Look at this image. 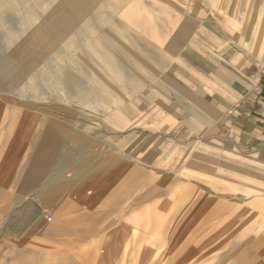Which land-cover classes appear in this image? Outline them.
<instances>
[{
  "label": "crops",
  "instance_id": "0c3cea01",
  "mask_svg": "<svg viewBox=\"0 0 264 264\" xmlns=\"http://www.w3.org/2000/svg\"><path fill=\"white\" fill-rule=\"evenodd\" d=\"M2 87L11 246L264 264V0H0ZM87 123L104 136H46ZM64 223L88 239L55 244Z\"/></svg>",
  "mask_w": 264,
  "mask_h": 264
},
{
  "label": "rangeland",
  "instance_id": "374dc122",
  "mask_svg": "<svg viewBox=\"0 0 264 264\" xmlns=\"http://www.w3.org/2000/svg\"><path fill=\"white\" fill-rule=\"evenodd\" d=\"M15 79L18 80L19 78L16 77ZM0 89H1L0 91L2 93L3 87ZM13 96L18 98V95H16V94H13ZM45 113L51 115V113L49 111H45ZM48 118H49V116L47 117V119L45 118L46 122H48ZM57 118L59 121H67L66 119H63L60 117H57ZM70 126H71V130L69 132H60L57 128H55V129L53 128L52 130L49 129V131H47L46 136H82V135H85V133L88 134L87 136H89V134H92L93 136H104L101 133V127L96 125V124H88L87 123V124H75V125H70ZM47 127L50 128L51 124L46 123L45 129H47ZM4 138H6V136H0V140H1L0 144L4 142L3 141ZM65 143H68L70 145L71 144L72 145H80V144H82V141L69 140V142L65 141L64 145H65ZM61 149L58 150V153H59V156L62 157L61 161L65 162L64 158L67 157L69 155V153L66 151L63 152L65 147H63ZM2 151L3 150L0 146V156L2 154ZM70 155H71V153H70ZM47 176H49V174H47ZM108 208H109L108 211H111L112 209H114V205H109ZM47 212L53 216V222L51 224H54V221L56 220L55 215L52 213V210H48ZM6 213L7 212H5L3 208L0 209V264H54L55 262H53V257H54V260H56V264H75L71 258L72 253H58L55 251L57 249H52V250H49V252L45 253L40 258L39 254L37 255V254L31 253L32 250H35V247L32 246V244H28L27 247H26V244H21V246L18 247L20 245L19 243H15V244L13 243L12 244L13 246H11V244L7 241L8 240L7 237L5 236L4 222H5V216L7 215ZM60 224H61V222H60ZM71 224H73V223H71ZM87 224L92 228L93 233L98 234L100 232V229L103 228L102 226H100V222H87ZM74 228L75 227H68L67 224H65L64 228L59 233V235L55 236V240H56L55 244L59 245L60 247L65 246L67 248V246L69 247V246L73 245L74 244L73 242L75 240L79 241V240H83V239H88V237L85 238V237L78 236L79 232L77 230L75 231ZM106 229H107V232L110 234L112 232V230L115 229L114 222L108 221ZM48 235L49 236H47L45 239L42 238V240H40V241L48 242L50 245V244H52V242H51L52 234L49 233ZM77 244H78V242H77ZM19 251H21L20 254L18 253ZM14 252H17V253L14 255ZM23 255H25V256H23ZM59 255L61 256V259L59 261H57ZM69 256H71V257H69Z\"/></svg>",
  "mask_w": 264,
  "mask_h": 264
},
{
  "label": "built area",
  "instance_id": "2783aa9c",
  "mask_svg": "<svg viewBox=\"0 0 264 264\" xmlns=\"http://www.w3.org/2000/svg\"><path fill=\"white\" fill-rule=\"evenodd\" d=\"M45 219L50 222L52 220V217L49 214H45Z\"/></svg>",
  "mask_w": 264,
  "mask_h": 264
},
{
  "label": "bare ground",
  "instance_id": "6f19581e",
  "mask_svg": "<svg viewBox=\"0 0 264 264\" xmlns=\"http://www.w3.org/2000/svg\"><path fill=\"white\" fill-rule=\"evenodd\" d=\"M13 79V78H12ZM17 80L15 79V82H16ZM13 82H14V80H13ZM113 254H115V252L113 253ZM114 256V255H113ZM109 258V257H108ZM108 261V260H107Z\"/></svg>",
  "mask_w": 264,
  "mask_h": 264
}]
</instances>
